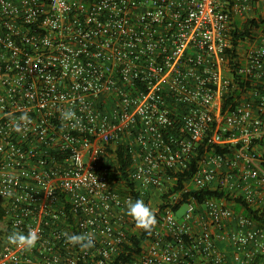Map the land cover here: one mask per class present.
Here are the masks:
<instances>
[{
  "label": "built area",
  "instance_id": "2783aa9c",
  "mask_svg": "<svg viewBox=\"0 0 264 264\" xmlns=\"http://www.w3.org/2000/svg\"><path fill=\"white\" fill-rule=\"evenodd\" d=\"M261 13L264 0H0V264H109L133 200L111 178L120 147L142 195L197 162L131 264H229L222 242L264 260V227L242 214L230 232L228 198L264 207V23L237 47L232 33ZM208 190L226 196L196 197ZM30 229L32 250L8 243Z\"/></svg>",
  "mask_w": 264,
  "mask_h": 264
},
{
  "label": "trees",
  "instance_id": "16d2710c",
  "mask_svg": "<svg viewBox=\"0 0 264 264\" xmlns=\"http://www.w3.org/2000/svg\"><path fill=\"white\" fill-rule=\"evenodd\" d=\"M261 23H264V16L258 15L252 18H249L244 24L242 28L237 27L235 30L232 31L234 37V45L235 47L238 46L239 40L244 37H252L255 33L256 28L260 26ZM236 68L238 65L237 62H231ZM238 85L239 88H243L248 86L245 82L239 77V75L235 72V83ZM235 94H238L239 91H235ZM233 98L230 99V102ZM264 144V143H263ZM118 156L115 162L110 164L111 168V178L115 180L117 183H124L125 188L129 192L133 200L142 199L144 202L148 201L150 195H142L141 192L138 190L137 184L135 180L131 176V166L132 160L131 156L127 152L125 148H119L117 152ZM196 159H193V162L190 166V169L185 172L178 173L177 179L175 180V185L170 187L168 191L161 193L159 195V204L154 211L156 214L157 221L159 223L161 212L165 209L166 205L164 203L165 200L169 199V196L176 193L177 190L182 189L184 187V183L190 179L196 170ZM185 198H188V195H184ZM223 197L226 196L224 193L213 192V191H202L199 194H196V197L199 200H203L206 197ZM230 200L236 201L237 204L244 207V213L246 216L251 217L252 219L258 221L261 225H264V207L262 208H253L245 203L241 198L232 197L231 195L228 196ZM157 223V224H158ZM126 234V242L122 244V251L115 255L109 264H131L137 258L141 256L143 251V245L148 238L151 237V234L145 233L143 230L141 233L136 234L132 233L129 229H125Z\"/></svg>",
  "mask_w": 264,
  "mask_h": 264
},
{
  "label": "clouds",
  "instance_id": "9594fccd",
  "mask_svg": "<svg viewBox=\"0 0 264 264\" xmlns=\"http://www.w3.org/2000/svg\"><path fill=\"white\" fill-rule=\"evenodd\" d=\"M62 122H74L75 127L79 123V118L71 109L64 110L60 113ZM32 120L28 113H22L18 118L13 120V131L22 134L28 131ZM11 195V193H9ZM126 214L132 219L137 229L143 230L145 233L151 234L156 227L158 221L153 210L145 204L142 199L133 201L129 198L126 201ZM65 243L78 246L81 251H86L95 246V234L93 232H85L81 234H69L67 232L61 234ZM40 237L35 229H30L26 234L21 231H13L8 237V243L20 249L30 251L37 245Z\"/></svg>",
  "mask_w": 264,
  "mask_h": 264
},
{
  "label": "crops",
  "instance_id": "0c3cea01",
  "mask_svg": "<svg viewBox=\"0 0 264 264\" xmlns=\"http://www.w3.org/2000/svg\"><path fill=\"white\" fill-rule=\"evenodd\" d=\"M230 207H232L236 213V216L232 219L230 225V232H232L236 229V217L245 213L244 207L237 204L234 200H230ZM262 226L264 227V225ZM219 246L220 249L227 255V261L229 264H243V259L235 254L231 242L230 244L222 242ZM259 264H264V260H261Z\"/></svg>",
  "mask_w": 264,
  "mask_h": 264
},
{
  "label": "rangeland",
  "instance_id": "374dc122",
  "mask_svg": "<svg viewBox=\"0 0 264 264\" xmlns=\"http://www.w3.org/2000/svg\"><path fill=\"white\" fill-rule=\"evenodd\" d=\"M260 15L264 16V13H261ZM248 44L247 43H240V48L242 49V52H244L248 48L247 47ZM259 151L264 155V148L259 149ZM159 201H160V199H159L158 193H154L149 197L148 201H145V204L148 205L154 212L156 210L158 204H159ZM186 208H187V206L183 205L181 207L180 211L177 213V217H180L185 212ZM125 229H129L132 233H136V234H139L142 231V230L137 229L135 227L134 222L128 216L126 217Z\"/></svg>",
  "mask_w": 264,
  "mask_h": 264
}]
</instances>
